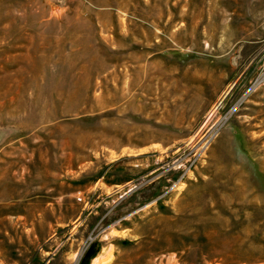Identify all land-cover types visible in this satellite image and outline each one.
<instances>
[{
	"label": "rangeland",
	"instance_id": "rangeland-1",
	"mask_svg": "<svg viewBox=\"0 0 264 264\" xmlns=\"http://www.w3.org/2000/svg\"><path fill=\"white\" fill-rule=\"evenodd\" d=\"M0 264H264V0H0Z\"/></svg>",
	"mask_w": 264,
	"mask_h": 264
},
{
	"label": "bare ground",
	"instance_id": "bare-ground-1",
	"mask_svg": "<svg viewBox=\"0 0 264 264\" xmlns=\"http://www.w3.org/2000/svg\"><path fill=\"white\" fill-rule=\"evenodd\" d=\"M210 115H211V114H210ZM96 260H97V259H96ZM96 260H95V261H96ZM97 261H98V260H97Z\"/></svg>",
	"mask_w": 264,
	"mask_h": 264
}]
</instances>
